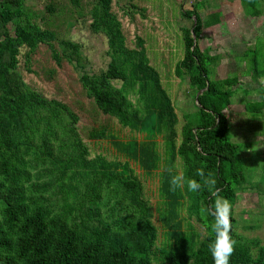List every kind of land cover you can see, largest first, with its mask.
<instances>
[{"label": "trees", "instance_id": "trees-1", "mask_svg": "<svg viewBox=\"0 0 264 264\" xmlns=\"http://www.w3.org/2000/svg\"><path fill=\"white\" fill-rule=\"evenodd\" d=\"M28 1L0 0V264H213L211 217L200 211L211 204V194L173 190L170 179L195 177L203 167L215 174L220 193L233 204L249 182L241 152L250 143L233 140L226 113L239 76L215 78L222 57L199 43L205 28L222 21L220 8L203 15L196 0L182 10L192 23L181 28L184 54L174 72L188 79L195 110L183 114L179 129L174 99L151 64L145 39L136 36L133 48L127 44L113 0H92L90 9L89 27L107 37L110 55L98 72L89 71L81 42L41 27ZM70 1L75 7L83 2ZM242 1L256 7L255 0ZM47 8L55 10L53 4ZM40 44L50 47L58 65L67 60L78 69L95 106L132 131L129 138L107 125L89 131L91 140L111 144L112 157L93 156L78 113L25 81L19 69L22 49L27 48L25 67L32 71ZM254 62L253 75L263 76L257 56ZM245 109L260 115L264 96L248 101ZM141 172L158 175L156 208ZM156 216L163 228L161 245ZM195 221L205 227L204 235ZM236 227L233 215L230 264H264V243Z\"/></svg>", "mask_w": 264, "mask_h": 264}, {"label": "rangeland", "instance_id": "rangeland-1", "mask_svg": "<svg viewBox=\"0 0 264 264\" xmlns=\"http://www.w3.org/2000/svg\"><path fill=\"white\" fill-rule=\"evenodd\" d=\"M92 2L83 0L80 7H75L70 0H29L27 6L36 14L35 20L41 27L54 29L64 37L81 42L90 61L89 71L98 72L107 67L110 55L107 53V37L93 32L89 27L92 21ZM195 2L196 0H113V10L123 23L127 44L133 48L136 36L145 39L151 64L160 71L163 84L174 99L180 119L179 129L184 122L183 114L195 110L188 79L182 81L174 72L176 63L184 54L181 28L192 23L191 19L183 16L182 10L192 8ZM254 3L255 8L242 0H198L196 5L203 15L218 7L222 12V21L205 28L199 41L203 49H209L210 54L222 57L214 77L237 75L240 79V83L234 87L236 93L232 104L226 110L231 120L233 140L250 143V147L241 152L249 182L247 188L238 193L236 202L232 203L236 230L249 239L258 238L264 243V109L260 115H251L245 109L248 101L260 100L264 96V75L255 77L251 71L255 67L256 56L257 67L264 70V0H255ZM48 4H53L54 12L48 11ZM252 9L259 13L252 15ZM26 51L27 48L24 47L19 69L29 86L42 91L50 99H59L69 104L80 116L78 125L92 155L102 152L112 157L111 144L107 140H91L88 137L89 131L94 127L107 125L122 138L131 137L132 131L122 127L116 118L102 113L95 106L93 99L87 96L82 87L79 70L67 60L58 65L47 44H40L33 53L32 71L25 67ZM246 51L249 56H244ZM140 177L144 181L147 196L156 208L159 202L158 175L148 177L141 172ZM154 221L159 227L161 245L163 228L157 216ZM194 224L204 235L205 227L196 221Z\"/></svg>", "mask_w": 264, "mask_h": 264}, {"label": "clouds", "instance_id": "clouds-1", "mask_svg": "<svg viewBox=\"0 0 264 264\" xmlns=\"http://www.w3.org/2000/svg\"><path fill=\"white\" fill-rule=\"evenodd\" d=\"M217 183L215 174L212 171L206 173L203 167L196 169L195 177L175 174L170 179L173 190L186 187L192 193L199 194L206 190L211 194V204L200 209L201 214L211 217L209 235L212 239L208 243V250L213 264H230L236 245L232 236L233 205L220 193Z\"/></svg>", "mask_w": 264, "mask_h": 264}, {"label": "water", "instance_id": "water-1", "mask_svg": "<svg viewBox=\"0 0 264 264\" xmlns=\"http://www.w3.org/2000/svg\"><path fill=\"white\" fill-rule=\"evenodd\" d=\"M194 18L196 19V16H194ZM192 29L194 30V27H193ZM194 45H195V44H194ZM203 91H204V89L201 90V91L197 94V96H196V103L199 102V100H198V95L201 94Z\"/></svg>", "mask_w": 264, "mask_h": 264}]
</instances>
